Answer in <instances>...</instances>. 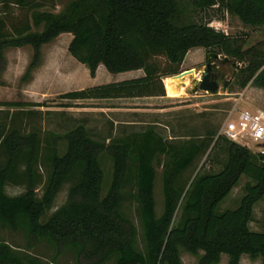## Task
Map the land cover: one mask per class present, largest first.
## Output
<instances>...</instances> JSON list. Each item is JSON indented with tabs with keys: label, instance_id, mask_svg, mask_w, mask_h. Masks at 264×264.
<instances>
[{
	"label": "trees",
	"instance_id": "obj_1",
	"mask_svg": "<svg viewBox=\"0 0 264 264\" xmlns=\"http://www.w3.org/2000/svg\"><path fill=\"white\" fill-rule=\"evenodd\" d=\"M58 1L0 0V62L6 49L30 47L31 58L22 77L27 80L40 63L41 47L62 33H70L67 51L88 68L91 77L100 65L114 74L143 71L141 77L68 91L62 98L165 96L170 90L163 79L182 72L186 54L196 48L207 55H222L225 63L235 64L233 78L238 88L251 83L264 89V39L244 47L246 37L214 29L204 21L184 20L180 0H72L55 11ZM192 3L199 10L216 7L246 26L264 25V0ZM13 7L22 12L20 16L13 15ZM216 134L206 131L199 136L165 138L148 124L139 131L110 135L106 143L78 123L55 137L66 143L63 153H58L56 140L52 142L47 155L50 173L38 196V134L8 131L0 125V151L4 155L0 166V225L21 230L32 241L46 240L57 252L70 248L85 264H105L109 260L114 264H182L181 250L194 256L202 252L197 264H219L223 254L227 264H239L244 255L264 258V207L261 229L250 228L254 206L264 198V151L254 153L225 137L215 138ZM210 146L208 156L217 162L218 169L198 170L186 179V170ZM102 153L112 162L106 190ZM161 156L163 208L157 215L155 162ZM242 175L248 180L238 205L219 211L218 205ZM68 182L65 203L44 219ZM8 183L25 189L18 195H8ZM127 186L130 189L126 190ZM128 199L136 203L142 249L136 244V226L123 210ZM0 264L52 263L0 239Z\"/></svg>",
	"mask_w": 264,
	"mask_h": 264
},
{
	"label": "rangeland",
	"instance_id": "obj_2",
	"mask_svg": "<svg viewBox=\"0 0 264 264\" xmlns=\"http://www.w3.org/2000/svg\"><path fill=\"white\" fill-rule=\"evenodd\" d=\"M70 1L72 0H59L55 11H60ZM180 3L185 11L184 20L204 21L214 29L233 36L246 37L247 41L244 47L264 39V25L259 27L246 26L236 16L217 10L216 7L207 10L196 9L192 0H180ZM12 13L17 17L22 12L17 7H13ZM71 37L70 33H62L52 42L44 44L41 47L40 63L31 72V77L27 80L22 77L31 58V50L28 46L6 49L4 59L0 62V102L41 104L40 106L25 107L0 105V125H3L5 130L17 129L22 134L34 131L38 134L40 146L38 160L35 165L38 175L36 185L38 196L41 195L50 173L47 155L52 142L56 140L58 153H63L66 143L55 139V137L78 123L84 124L95 138L105 140L107 143L106 138L110 135L118 136L131 131H139L150 123H153L157 131L165 138L183 134H196L199 136L206 131L217 133L227 115V111L234 106L238 109L260 108L264 110V97H258L255 93H251L250 97L248 96V101L256 107L251 108L249 105L247 106L241 102L239 104L238 100H235L240 98L239 94L243 92V89L234 84L235 66L223 63L222 55L218 59L211 57L209 60L211 79H214L218 84L217 92L202 91L198 89V85L194 86L193 81L202 77L206 72L208 63V55L201 48L190 50L186 57V65L183 69L181 67L182 71H192L185 76L189 78L186 85L188 91L185 88L182 89L181 86H172L173 90L169 88L171 97L163 99L161 102H154L167 105L169 108L166 112L158 114L147 112V110H143L145 105L142 104L139 105L142 110L133 112L125 109V105L134 103L131 101L67 100L61 97L63 93L113 82L118 79L116 74L107 71L103 65H100L96 75L91 77L88 68L68 53L67 46ZM227 84H229L228 87H226ZM251 86L254 92L256 90L255 86L253 84ZM179 92L181 93L179 94ZM246 98L247 94L244 95V99ZM246 142V147L250 151L260 152L257 145L251 141ZM210 148L211 146L205 154L199 156L194 164L186 170L184 174L186 179H191L198 170L215 171L218 169L217 162L208 156ZM162 160L163 157L161 156L160 161L155 162L154 198L157 215L161 214L163 208ZM100 161L104 171V190H106L110 182L112 162L106 153L100 155ZM3 162L4 155L0 151V166ZM247 180L244 175L241 176L237 186L218 205L219 211L231 209L238 205L240 197L243 195V186ZM69 186V182L62 186L55 198L53 207L45 214L44 219L65 203ZM24 189L23 185L8 183L5 192L13 196L22 193ZM128 189L130 187L127 186L126 190ZM263 207L264 198L254 206L253 220L250 222V228L253 230L261 229ZM123 210L136 226V244L139 249H142V230L136 212V203L130 199L126 200ZM0 239L16 248L37 255L52 264H85V262L77 259L74 250L65 248L57 252V249L51 243L46 240L32 241L21 230L13 231L0 225ZM201 254L202 252H199L197 256H194L181 250L182 264H197ZM105 264H114V261L109 260ZM219 264H227L226 255L221 256ZM239 264H264V258L252 259L244 255L241 257Z\"/></svg>",
	"mask_w": 264,
	"mask_h": 264
},
{
	"label": "built area",
	"instance_id": "obj_3",
	"mask_svg": "<svg viewBox=\"0 0 264 264\" xmlns=\"http://www.w3.org/2000/svg\"><path fill=\"white\" fill-rule=\"evenodd\" d=\"M218 136L245 147L246 141H251L257 145L260 152L264 151V110L260 108L238 109L234 106L227 111L215 138Z\"/></svg>",
	"mask_w": 264,
	"mask_h": 264
},
{
	"label": "crops",
	"instance_id": "obj_4",
	"mask_svg": "<svg viewBox=\"0 0 264 264\" xmlns=\"http://www.w3.org/2000/svg\"><path fill=\"white\" fill-rule=\"evenodd\" d=\"M187 55H188V53L186 54V56L184 58V61H183L182 65H181L182 69L186 65V57H187ZM98 68H99V66H98ZM98 68H97V70H98ZM97 70H96V73H97ZM116 75L118 76V79L113 81V82L141 77V76H143V71L142 70H132V71H127V72L117 73ZM186 78L187 77L182 78L181 82H178L176 84H178V85L180 84L182 89L185 88L187 90L188 87H186V85L188 83V79L189 78H187V79ZM163 82H164V84L166 83V78L163 79ZM194 84H195V82L193 81V85ZM251 85L252 84L249 83L243 89V92L241 94H239L240 98H236L235 100H238L239 104L241 102L242 104H245L247 106L249 105L251 108H253V107H256V106H254L253 103L249 102L248 98L250 97L251 93H255L258 97H264V89L258 88V87L255 86L254 88L256 90L253 92ZM166 92H167V90H166ZM180 93L181 92H179V94ZM246 94H247V98L244 99V95H246ZM168 97H171V95H169L167 93L165 96H143V97H133V98H115V99H98V100H106V101L109 100V101H115V102L116 101H127V102L131 101V102H134V103H131V104L129 103L128 105H125V107H126L125 109L133 111V112L138 111V110H142L139 107V105L142 104V105H145L143 110H147V112H152V113H157L158 114V113L166 112V110H168L169 107H167V105H165L164 103H154V102H158V101L161 102L163 99H167ZM245 100H247V101H245ZM122 123H124V122H122ZM127 123H129V122H127ZM132 123H134V122H132ZM150 124L153 125V123H150ZM155 124H159V123H155Z\"/></svg>",
	"mask_w": 264,
	"mask_h": 264
},
{
	"label": "water",
	"instance_id": "obj_5",
	"mask_svg": "<svg viewBox=\"0 0 264 264\" xmlns=\"http://www.w3.org/2000/svg\"><path fill=\"white\" fill-rule=\"evenodd\" d=\"M220 55L216 54V53H209L208 54V63H207V67H206V72L202 75V77L197 80L195 79L194 82V86H197L199 90L202 91H214L218 89V84L214 79H210V72H211V66L209 63L210 58H214V59H218ZM227 61V59H223V63H225ZM232 66H235V64H232ZM192 71H182L179 74L173 75V76H169L172 77L174 79L177 80V82H181L182 78H184L187 74L191 73Z\"/></svg>",
	"mask_w": 264,
	"mask_h": 264
},
{
	"label": "bare ground",
	"instance_id": "obj_6",
	"mask_svg": "<svg viewBox=\"0 0 264 264\" xmlns=\"http://www.w3.org/2000/svg\"><path fill=\"white\" fill-rule=\"evenodd\" d=\"M187 79V78H186ZM169 82H168V81ZM177 80L176 79H174V78H172V77H167L166 78V85H167V87L168 88H170V86H181L180 84L178 85V84H176V83H178V82H176Z\"/></svg>",
	"mask_w": 264,
	"mask_h": 264
},
{
	"label": "flooded vegetation",
	"instance_id": "obj_7",
	"mask_svg": "<svg viewBox=\"0 0 264 264\" xmlns=\"http://www.w3.org/2000/svg\"><path fill=\"white\" fill-rule=\"evenodd\" d=\"M211 73V72H210ZM212 78V76H210V79Z\"/></svg>",
	"mask_w": 264,
	"mask_h": 264
}]
</instances>
